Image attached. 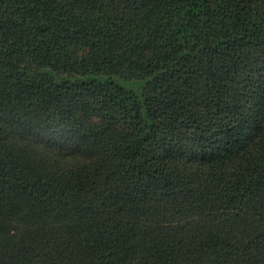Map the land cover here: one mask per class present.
<instances>
[{
    "label": "trees",
    "instance_id": "1",
    "mask_svg": "<svg viewBox=\"0 0 264 264\" xmlns=\"http://www.w3.org/2000/svg\"><path fill=\"white\" fill-rule=\"evenodd\" d=\"M0 264H264V0H0Z\"/></svg>",
    "mask_w": 264,
    "mask_h": 264
}]
</instances>
